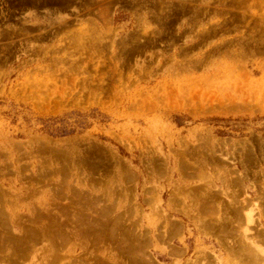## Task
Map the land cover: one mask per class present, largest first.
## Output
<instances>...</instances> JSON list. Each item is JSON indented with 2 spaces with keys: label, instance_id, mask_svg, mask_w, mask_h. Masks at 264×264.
Here are the masks:
<instances>
[{
  "label": "rangeland",
  "instance_id": "1",
  "mask_svg": "<svg viewBox=\"0 0 264 264\" xmlns=\"http://www.w3.org/2000/svg\"><path fill=\"white\" fill-rule=\"evenodd\" d=\"M0 264H264V0H0Z\"/></svg>",
  "mask_w": 264,
  "mask_h": 264
}]
</instances>
